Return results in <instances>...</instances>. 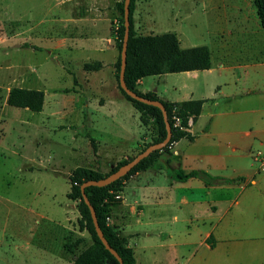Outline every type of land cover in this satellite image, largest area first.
I'll use <instances>...</instances> for the list:
<instances>
[{"label": "crops", "instance_id": "crops-1", "mask_svg": "<svg viewBox=\"0 0 264 264\" xmlns=\"http://www.w3.org/2000/svg\"><path fill=\"white\" fill-rule=\"evenodd\" d=\"M117 1H61L59 4L61 7L62 3H68L66 16H52L47 21L50 23L49 28H55L57 23H62L60 26L62 30L59 33L65 36L53 37L50 30L36 35L37 37L43 35L53 41L51 46L45 48L47 54H52L56 59L59 53L55 51L63 50L66 52L67 64L75 70H81L78 77L72 76L71 87L60 90L65 94L60 98L50 97L45 101L43 91L41 110L33 111L41 112L46 105L54 115L52 117L54 121L62 120L56 124L57 127L68 128L74 133V144L77 145L81 141L85 148L81 164L84 162L90 164L91 157L99 156L97 154L99 151L94 150V146H99L98 142L90 140L91 149L86 143L85 133L91 130L94 124L84 116V108L87 106L84 94H87L89 87L112 92V96L117 100L115 102L129 104L138 114L140 122L139 113L119 94L117 85L115 88L109 83L110 78H115L114 64L118 54L115 42L117 19L114 8ZM138 1L134 0L132 21L134 13L138 11ZM208 1L214 3L216 10L221 11L220 14H214L212 24L217 28H230L223 34L224 36L218 34V31L214 32L215 49L222 57L234 51L235 47L230 41L238 40L239 37L246 41L251 38L247 37L248 34L251 35L247 30L249 20L254 21V31L262 29L251 0ZM226 7L229 10L225 9ZM250 15L252 18L249 19ZM44 21L45 19L40 20L36 25L39 26ZM134 23L136 24L135 21ZM133 29H136L135 26ZM246 50L253 52L251 47ZM103 67L108 68L106 78L98 75V71ZM219 67L223 68L221 64ZM211 71L213 70L172 72L182 73L190 79L189 84L184 85L187 92L184 99L168 100L159 97L156 90L140 91L138 86L146 76L136 82L135 88L140 93L151 92L158 99L167 102L191 99L204 101L196 119L187 129L189 134L194 136L192 141L184 137L172 141L168 150L159 153L148 167L134 172L122 181L117 203L112 207L109 218L114 230L125 237V245L132 250L135 264H149L143 261L140 255L135 258L129 241L139 225L146 228V235L171 237L178 233L184 236L181 241L168 245L172 249L165 256L154 253L153 247H144L153 252L152 264H176L175 247L183 246H193L194 249L182 264L197 263L192 262L194 252L197 250L198 264H264V169H257L252 160L255 152L264 154V70L242 72L216 70V77L210 80L209 76H202L204 72ZM159 75L162 74L147 76ZM24 78L26 80L23 81L29 84L33 79L26 78V75ZM18 87L30 88L27 85ZM171 87L176 89L173 85ZM8 90L4 95L3 104ZM98 101L103 103V96H100ZM116 108L114 111L118 113L119 121L124 125L127 117L120 108ZM104 128L101 125V129ZM132 139L134 137L121 138L116 144L115 152L112 151L113 154L122 149L123 152L117 155L130 152L143 141L140 134ZM119 143L124 145L118 147ZM109 149L111 148L103 147L104 156H111L112 152ZM76 167L86 166L75 165L73 169ZM108 167H113L110 159ZM178 167L183 172L202 169L234 181L211 186H205L195 177L182 182L174 181L172 173ZM68 175L70 171L66 176L69 191ZM59 227L57 223H53L49 228L43 225L40 234L47 235L48 230V235L55 240V246L52 245L53 247L49 249L47 244L40 241L41 252L48 253L49 250L54 264H72L69 251L60 250ZM193 235L197 237L196 240L192 239ZM164 246L158 244L155 247ZM40 261L47 264L46 258Z\"/></svg>", "mask_w": 264, "mask_h": 264}, {"label": "rangeland", "instance_id": "rangeland-1", "mask_svg": "<svg viewBox=\"0 0 264 264\" xmlns=\"http://www.w3.org/2000/svg\"><path fill=\"white\" fill-rule=\"evenodd\" d=\"M61 1L65 0H0V264H42L40 260L44 258L47 264H54L51 252H41L42 247L39 246L40 241L47 244L49 249L52 245L55 246V240L48 235V230L47 235L40 234L43 225L49 228L53 223L60 226V250H68L69 257L73 260L91 240L87 231L79 224L80 215L76 209L78 199L66 196L68 172L71 173L75 165H83L107 174L110 169L109 159L114 166L122 159L131 158L145 144L152 143L156 136L151 118L142 117L139 122L138 114L130 105L115 102L117 100L112 92L89 87L87 94H84L87 100L84 116L94 124L85 133L86 143L91 149L89 141L98 142L99 146H94V150L99 151V156L91 157L90 164H81L85 149L83 143L80 141L75 145L74 133L68 128L57 127L56 124L62 120L54 121V115L46 105L41 112H33L3 104L6 91L19 85L44 91L45 101L50 97L58 99L65 95L61 89L72 86V76H79L81 70H75L67 64L65 51H55L59 53L56 60L52 54L45 52V48L51 46L53 41L43 35L36 36L45 30H50L53 37L65 36L59 33L62 23L49 28L50 23L47 21L52 16H66L68 3H62L61 7ZM214 6L208 0H139L138 11L134 13L133 20L136 24L132 21L133 28H136L134 32L136 35L173 32L182 48L206 45L210 51L211 64L205 70L213 71L204 72L202 76H209V80L216 77V70H264V32L260 28L254 31L252 20L247 22V30L251 35H244L251 37L248 41L239 35H233L239 39L230 41L235 49L225 57L215 49L214 32L218 31V34L224 36L230 28H217L212 24L214 14L221 13ZM225 9L229 10L227 7ZM43 19V23L36 25ZM249 47L253 52L246 50ZM107 71L108 68L103 67L98 75L106 78ZM24 75L26 78H33L30 84L23 81L26 80ZM189 80L182 73L146 76L138 89L156 90L159 97L168 100L184 99L187 97L184 85ZM109 83L116 88L114 77L110 78ZM100 96L104 98L103 103L98 101ZM116 107L127 117L124 125L114 111L117 110ZM101 125L105 128L101 129ZM79 134L83 136L82 133ZM139 134L143 141L139 142L137 148L120 154L121 156L117 154L124 149L113 154L112 151L121 138L135 139ZM122 145L124 144L119 143L118 147ZM169 146L170 144L166 150ZM103 147L111 148V156H104ZM105 221L113 227L109 215ZM135 229L129 239L135 258L140 255L149 264H152L153 252L144 247H153L154 253L165 256L172 249L168 245L177 243L184 237L178 233L171 237L146 235V228L142 225ZM192 239L196 240L197 237L193 235ZM158 244L165 246L155 247ZM175 248L176 264H182L194 249L193 246ZM194 253L192 262L196 261L193 264H198V250Z\"/></svg>", "mask_w": 264, "mask_h": 264}, {"label": "trees", "instance_id": "trees-1", "mask_svg": "<svg viewBox=\"0 0 264 264\" xmlns=\"http://www.w3.org/2000/svg\"><path fill=\"white\" fill-rule=\"evenodd\" d=\"M255 8L260 27L264 31V0H251ZM123 0L115 2L114 8L117 12V26L115 28V42L117 48V58L114 64L115 78L117 88L123 98L128 101L132 107L142 117L151 118L156 131V136L152 140L158 142L165 136V128L159 108L142 103L130 98L118 84L119 70V51L123 33L122 18ZM134 10V0H129L128 4V38L125 50V66L123 80L127 88L134 91L137 95L145 98L159 100L165 110L166 118L170 126V138L161 149L150 152L146 157L139 160L127 173L120 178L112 181L105 186L89 185L84 187L83 192L86 195L90 205L93 207L97 223L102 231L107 243L112 247L121 258L122 264H135L132 250L125 245V237L120 236L112 226L106 223L105 219L110 215L111 209L116 205L118 195L121 190L122 181L134 172L144 170L148 167L159 153L166 151L167 146L179 138H186L192 141L194 136L190 135L187 130L173 128L171 116L174 114L180 120V125L185 126L187 118L191 123L199 114L202 99L183 100L178 102H167L158 99L154 93H140L136 90L135 85L138 79L147 75H156L163 73H172L188 70H203L210 67V52L206 45H195L182 48L179 46L178 39L173 32H162L158 34L136 35L132 24V12ZM5 103L9 106L26 108L30 111H40L43 103V91L25 87L12 86L9 88ZM150 144V143H149ZM141 148L143 150L146 146ZM140 150V151H141ZM139 152V151H138ZM132 158V157H131ZM131 158H125L111 167L107 174L113 172L117 167L126 163ZM97 170L89 167L74 168L69 177V191L66 196L69 199H78L76 209L80 215L79 224L84 228L89 237L90 244L76 255L72 264H119L108 250L104 248L98 239L86 204L81 198L79 186L86 180H97L106 176ZM195 177L202 181L205 186L232 183L234 179L224 176L213 175L202 169H194L183 172L179 167L172 173L174 181L182 182L188 178Z\"/></svg>", "mask_w": 264, "mask_h": 264}, {"label": "water", "instance_id": "water-1", "mask_svg": "<svg viewBox=\"0 0 264 264\" xmlns=\"http://www.w3.org/2000/svg\"><path fill=\"white\" fill-rule=\"evenodd\" d=\"M128 4H129V0H123V4H122L123 33H122V39H121V47H120V51H119L118 84H119L120 88L130 98L159 108V110L161 111L162 120L164 123L165 136L163 137V139H161L158 142L148 144L143 150H141L137 154H135L126 163L117 167V169H115L113 172H111V173L107 174L106 176L99 178L97 180H86V181L82 182L79 186L81 198L89 210L91 222L93 224V228H94V231H95L98 239L100 240V242L102 243L104 248L106 250H108L110 254H112L114 256V258L118 261L119 264H122L121 258L116 253V251L112 247H110V245L107 243L106 239L104 238L102 231L100 230V227L97 223V219L95 216L94 209L90 205L86 195L83 192V189H84V187L89 186V185L105 186V185L111 183L112 181L120 178L125 173H127L139 160L146 157L150 152H152L154 150L161 149L163 146H165V144L168 142V140L170 138V134H171L170 126H169L168 120L166 118L165 110H164L162 103L157 99H150V98H145L143 96L137 95L134 91L127 88V86L125 85L124 80H123V73H124V66H125V50H126V43H127V38H128V27H129Z\"/></svg>", "mask_w": 264, "mask_h": 264}, {"label": "built area", "instance_id": "built-area-1", "mask_svg": "<svg viewBox=\"0 0 264 264\" xmlns=\"http://www.w3.org/2000/svg\"><path fill=\"white\" fill-rule=\"evenodd\" d=\"M172 126L173 128H179L183 130H187L188 127L192 124L191 119L187 118L186 125H180V120L176 115L171 116ZM253 162L257 165V169L263 170L264 169V154H260L258 152L253 153L252 155ZM115 198H118V195H115Z\"/></svg>", "mask_w": 264, "mask_h": 264}]
</instances>
